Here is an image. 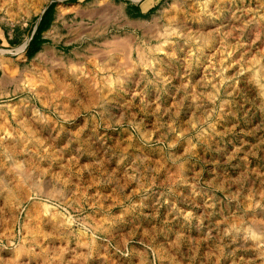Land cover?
Listing matches in <instances>:
<instances>
[{
  "label": "rangeland",
  "instance_id": "obj_1",
  "mask_svg": "<svg viewBox=\"0 0 264 264\" xmlns=\"http://www.w3.org/2000/svg\"><path fill=\"white\" fill-rule=\"evenodd\" d=\"M0 48V264H264V0H0Z\"/></svg>",
  "mask_w": 264,
  "mask_h": 264
},
{
  "label": "trees",
  "instance_id": "obj_2",
  "mask_svg": "<svg viewBox=\"0 0 264 264\" xmlns=\"http://www.w3.org/2000/svg\"><path fill=\"white\" fill-rule=\"evenodd\" d=\"M55 6H56V2L54 1L47 7L45 13L43 14L38 24V27L35 30V33L33 34L28 46L25 49L26 57L32 58L40 50L41 45L44 42L48 41L46 38H44L43 33L50 27V25L54 20ZM134 9L138 14L139 13L141 15L143 14L141 13V9L138 5H135ZM152 9L153 8H151L149 11H151ZM37 20L38 18L36 19L35 24ZM33 29H34V25L32 27L30 34L32 33Z\"/></svg>",
  "mask_w": 264,
  "mask_h": 264
},
{
  "label": "bare ground",
  "instance_id": "obj_3",
  "mask_svg": "<svg viewBox=\"0 0 264 264\" xmlns=\"http://www.w3.org/2000/svg\"><path fill=\"white\" fill-rule=\"evenodd\" d=\"M119 38V37H118ZM122 39V38H121ZM121 39L119 40L120 41V44L123 42V41H121ZM129 39V38H128ZM118 40V39H117ZM125 40V39H124ZM118 41V42H119ZM126 41V40H125ZM128 41V40H127ZM131 41V40H130ZM26 43H27V41L21 46V47H19L18 49H16V51L17 52H22V51H24L25 50V45H26ZM110 43V42H109ZM113 43V42H112ZM114 43H115V41H114ZM117 43V42H116ZM124 44V43H123ZM119 45V44H118ZM121 46V45H120ZM125 46V45H124ZM127 47V46H126ZM131 48V47H130ZM130 51V50H129ZM0 52L1 53H5V52H7L6 50H4V49H1L0 48ZM50 52H51V50H50ZM99 53V52H98ZM106 53V52H105ZM129 53V52H128ZM51 54V53H50ZM42 55V54H41ZM41 55H39L38 54V56H37V59H38V57H40ZM130 55V54H129ZM87 57V56H86ZM40 58H42V56L40 57ZM44 60V59H43ZM64 60V59H63ZM140 60H142V59H140ZM1 63V62H0ZM72 64V63H71ZM41 65V64H40ZM39 65V66H40ZM73 65V64H72ZM130 65V64H129ZM39 68H41V67H39ZM125 68V67H124ZM32 69V68H31ZM36 70V69H35ZM108 71V70H107ZM109 72V71H108ZM127 72V71H126ZM45 75V74H44ZM31 76V75H30ZM104 76V75H103ZM109 80V79H108Z\"/></svg>",
  "mask_w": 264,
  "mask_h": 264
},
{
  "label": "water",
  "instance_id": "obj_4",
  "mask_svg": "<svg viewBox=\"0 0 264 264\" xmlns=\"http://www.w3.org/2000/svg\"><path fill=\"white\" fill-rule=\"evenodd\" d=\"M48 6H49V5H47V6L45 7V9L43 10L42 14H41L40 17L38 18L37 23H36V25H35V27H34V30H33L32 34H31V36H30V37L28 38V40H27V43H26V45H25V49H26V47L28 46V44H29V42H30V40H31V38H32V36H33V34L35 33V30L37 29L38 24H39V22H40V20H41V18H42V16H43V14L45 13V11H46V9H47Z\"/></svg>",
  "mask_w": 264,
  "mask_h": 264
},
{
  "label": "crops",
  "instance_id": "obj_5",
  "mask_svg": "<svg viewBox=\"0 0 264 264\" xmlns=\"http://www.w3.org/2000/svg\"><path fill=\"white\" fill-rule=\"evenodd\" d=\"M43 46H45V45H43ZM43 46H42V48L40 49V51H44V48H43ZM45 50H46V48H45ZM40 51H39V52H40ZM22 52H23V51H22Z\"/></svg>",
  "mask_w": 264,
  "mask_h": 264
}]
</instances>
